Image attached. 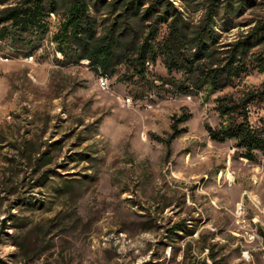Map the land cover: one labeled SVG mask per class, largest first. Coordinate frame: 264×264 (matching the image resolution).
<instances>
[{"label":"rangeland","instance_id":"rangeland-1","mask_svg":"<svg viewBox=\"0 0 264 264\" xmlns=\"http://www.w3.org/2000/svg\"><path fill=\"white\" fill-rule=\"evenodd\" d=\"M22 1L0 0V12ZM88 1L101 37L114 0ZM154 1L142 0L141 11ZM167 1L195 28L212 0ZM247 3L213 17L215 53L264 22V0ZM63 15H48L43 36L0 37V264H264V154L248 162L235 141L214 142L207 131L240 120L221 118L218 98L240 103L261 89L264 42L240 78L211 94L190 87L185 71L169 74L160 54L144 75L126 62L103 72L65 57L53 40ZM166 34L160 23L154 43ZM181 79L188 89L177 95ZM247 111L260 127L264 101ZM42 154L51 162L39 169Z\"/></svg>","mask_w":264,"mask_h":264},{"label":"trees","instance_id":"trees-1","mask_svg":"<svg viewBox=\"0 0 264 264\" xmlns=\"http://www.w3.org/2000/svg\"><path fill=\"white\" fill-rule=\"evenodd\" d=\"M248 1L224 0L223 5L219 6V0H212L206 6V19L200 26L191 28L167 0H155L144 11H141L142 0H114L107 4L114 21L103 36L97 37L96 22L89 14L88 0H23L0 12V37L11 35L15 38L29 33L43 36L48 31V15L64 8L63 23L53 40L65 57L71 55L76 62L86 59L103 72L126 62L137 73L144 75L146 61L149 58L154 61L160 54L169 74L185 71L191 75L190 87L199 90L204 87L212 94L240 78L248 70L245 59L250 50L264 42V22H259L250 34L229 45L222 53H215L216 50L212 49L217 37L211 27L213 17L221 7L224 8L226 17L235 7L240 12ZM101 4L103 3L95 2L97 7ZM156 6L160 7L162 13L155 12L152 15ZM145 22H149L146 26L148 31L143 33L139 25ZM160 23H167V34L160 43H154L153 36ZM193 50L194 53H191ZM215 54H218L216 61ZM206 58L210 59V64L207 67L200 65L199 62ZM257 60L264 61V58L259 55ZM258 65L259 72L264 73V64L260 62ZM188 80L181 79L177 82V95L187 91ZM227 99H217L216 110L219 116L224 118L237 113L240 120L222 124L218 129L207 127L209 138L218 143L235 141L236 148L242 151L240 157L254 162L258 153L264 154V122L260 127H252L247 107L255 100L264 101V84L260 90L251 92L240 103ZM188 118L185 114L175 121L173 132L166 141L167 147L183 132L178 129V125L185 123ZM38 161L41 162L38 166L40 169L50 164L51 159L42 154ZM45 178L44 173L43 179Z\"/></svg>","mask_w":264,"mask_h":264},{"label":"built area","instance_id":"built-area-1","mask_svg":"<svg viewBox=\"0 0 264 264\" xmlns=\"http://www.w3.org/2000/svg\"><path fill=\"white\" fill-rule=\"evenodd\" d=\"M127 102H130L129 100ZM233 180V177H231L230 175H228L227 181L231 182Z\"/></svg>","mask_w":264,"mask_h":264},{"label":"bare ground","instance_id":"bare-ground-1","mask_svg":"<svg viewBox=\"0 0 264 264\" xmlns=\"http://www.w3.org/2000/svg\"><path fill=\"white\" fill-rule=\"evenodd\" d=\"M101 84H102V86L104 87L105 84H104L102 81H101ZM227 178H228V176H227ZM233 181H234V178H233L232 182H233Z\"/></svg>","mask_w":264,"mask_h":264}]
</instances>
